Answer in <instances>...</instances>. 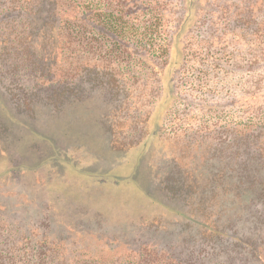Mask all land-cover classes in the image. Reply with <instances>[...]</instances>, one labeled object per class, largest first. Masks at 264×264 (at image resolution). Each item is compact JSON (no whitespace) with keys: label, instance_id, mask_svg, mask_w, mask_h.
<instances>
[{"label":"rangeland","instance_id":"1","mask_svg":"<svg viewBox=\"0 0 264 264\" xmlns=\"http://www.w3.org/2000/svg\"><path fill=\"white\" fill-rule=\"evenodd\" d=\"M21 1L0 0L1 41L21 27ZM88 1L120 8L121 29L104 36L79 6L63 10L77 27L64 30L49 74L25 53L27 40L0 47L10 51L0 53V250L30 237L31 251L63 257L46 264H129L128 252L145 247L186 259L198 227H185L190 209L166 189L188 172L207 178L210 150L221 151L216 168L239 169L222 156L238 138L251 146L242 158L252 157V127L264 123V0ZM92 69L121 81L119 102L82 82ZM75 85L83 99L48 106ZM211 206L222 223L252 228L249 194L220 193ZM15 259L0 264H25Z\"/></svg>","mask_w":264,"mask_h":264},{"label":"trees","instance_id":"2","mask_svg":"<svg viewBox=\"0 0 264 264\" xmlns=\"http://www.w3.org/2000/svg\"><path fill=\"white\" fill-rule=\"evenodd\" d=\"M84 2L85 5L79 6L76 0H22L20 2L22 6L18 9L23 19L21 27L16 29L15 35H12L14 38L10 39L7 34L3 35V40H0V47L11 45L16 40H27L25 53L34 62L41 63L42 73L46 75L50 73L51 66L61 58L63 51L66 50L64 30L77 27V9L80 8L87 20L90 17L97 20L96 24L100 26L102 35L114 33L117 36L116 31L121 29V26H118L116 21H121L123 11L120 8L118 11L95 10L91 1L85 0ZM110 4L113 3L110 1ZM116 5L120 6L121 3ZM71 8L76 13L65 16L64 14L67 12L62 11L71 10ZM4 27L7 29L10 26L5 25ZM243 28L245 29V27ZM21 29L24 32L23 30L19 31ZM150 32L152 31L150 30ZM20 34L22 36L18 37ZM130 52L132 53V50ZM0 53L7 56L10 51L3 48ZM85 77L86 81L82 82L87 86L98 88L100 91L104 90L109 93L114 104L119 102L122 92L121 81H117L103 70H88ZM82 85H75L71 88L68 86L52 92L47 100L48 106H54L55 110L62 108L66 111L71 106L72 99H83L81 95H78L83 90ZM6 93L16 109L23 105L29 108L28 103L21 101L22 99L17 95L12 92ZM2 102L3 99L0 96V104ZM20 102L22 105L19 104ZM112 129L115 130V126H112ZM251 139L253 153L247 161L242 156L245 155L246 149L251 146L247 145L243 137L236 139L238 142L234 143V149L231 153L222 155L227 157L229 161H235L239 169L229 168L231 165L227 161L216 168L213 162L221 160V151L214 149L204 154V166L210 170L207 178L196 175L195 171H192L185 173L184 179L180 178L182 180L180 186L170 185L167 187L166 192L170 196L175 199L181 198L184 206L188 210L190 209L191 215L189 218L186 217L185 227L188 229L198 227L199 235L190 239L191 246L189 247L192 250L189 256L186 259H173L160 251L145 247L147 249L139 248L137 251L128 252L125 259L130 262H128L129 264H264V123L252 127ZM230 180H234L235 183ZM204 182L206 183L205 186H203ZM201 193L211 197V200L204 205L198 198L202 195ZM220 193L224 195L233 194L238 199H241L244 194H249L252 197V228L248 232L244 229H237L236 224L222 223L223 217L216 213L211 206L213 200ZM149 229L154 231L157 228ZM25 238L27 239L25 243L23 242L24 239L20 238L21 243L17 248L11 245L8 255L0 250V262L11 263L17 260L15 258H19L18 262L25 264H46L54 260H62L63 257L59 258V251L55 248L53 250L37 248L35 251H31L28 248L31 238ZM46 243L42 241V245ZM112 253L111 251V255ZM80 258L93 260V257L85 255ZM111 260L115 259L112 258Z\"/></svg>","mask_w":264,"mask_h":264}]
</instances>
